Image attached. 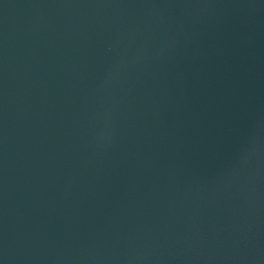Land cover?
Instances as JSON below:
<instances>
[{
  "label": "water",
  "instance_id": "obj_1",
  "mask_svg": "<svg viewBox=\"0 0 264 264\" xmlns=\"http://www.w3.org/2000/svg\"><path fill=\"white\" fill-rule=\"evenodd\" d=\"M0 264H264V0H0Z\"/></svg>",
  "mask_w": 264,
  "mask_h": 264
}]
</instances>
